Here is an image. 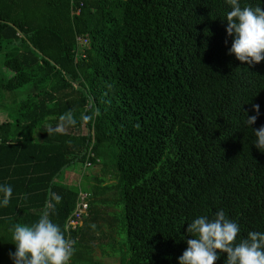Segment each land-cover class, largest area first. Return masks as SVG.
<instances>
[{"label": "trees", "instance_id": "16d2710c", "mask_svg": "<svg viewBox=\"0 0 264 264\" xmlns=\"http://www.w3.org/2000/svg\"><path fill=\"white\" fill-rule=\"evenodd\" d=\"M229 10L225 0H0L13 73L0 87L24 95L0 107V183L13 187L0 264H13L11 227L46 212L71 238L73 264H101L92 245L106 229L117 264H178L188 222L221 208L239 223L236 242L264 232V153L245 123L259 105L252 127L264 126V61L228 54ZM77 162L82 181L69 184ZM81 190L89 211L69 233Z\"/></svg>", "mask_w": 264, "mask_h": 264}, {"label": "clouds", "instance_id": "9594fccd", "mask_svg": "<svg viewBox=\"0 0 264 264\" xmlns=\"http://www.w3.org/2000/svg\"><path fill=\"white\" fill-rule=\"evenodd\" d=\"M225 2L230 7L224 17L227 37L231 38L228 54L249 65L264 61V0H259L256 6L243 7L241 0ZM253 109L256 114L247 115L245 123L253 130V144L264 153V126L252 127L260 115V106L253 105ZM64 119L69 124L75 123L70 114ZM12 195L13 187L0 183V208L9 205ZM10 230L11 243L15 245V251L9 253L13 264H70L75 251L73 242L66 239L47 212L35 223H15ZM240 231L239 223L222 208L212 217H196L188 222L187 233L191 238H185L187 248L177 258L178 264H214L222 253H227L224 264H264V232L251 231L236 242Z\"/></svg>", "mask_w": 264, "mask_h": 264}, {"label": "rangeland", "instance_id": "374dc122", "mask_svg": "<svg viewBox=\"0 0 264 264\" xmlns=\"http://www.w3.org/2000/svg\"><path fill=\"white\" fill-rule=\"evenodd\" d=\"M13 73L9 70V69H7L5 66H4V54L3 53H0V81H1V78L2 77H5V78H8V77H10L11 75H12ZM23 91H22V89H17L16 91H6V90H4V89H2L1 87H0V101H2V100H4L5 102H6V104H7V106L8 105H13L14 103L12 102V101H6V97H8V96H13L14 97V95H16V94H18L17 96H20L21 94H23L22 93ZM5 103H3V106L4 107H6L5 105H6ZM7 108V107H6ZM72 169L74 170V171H76L77 173H82V171H83V165L81 164V163H79V162H77L76 164H74L72 167H70L69 169H67V170H69V171H66L67 172V174L69 173H71L72 172ZM90 171H93V169H90ZM65 174V173H64ZM110 179V178H109ZM110 182H111V180H109ZM107 208V207H106ZM117 209L119 210V211H121L122 212V206H119V207H117ZM107 210L108 211H112V208H107ZM106 217H113V214L111 213L110 214V216H108V214H106L105 215ZM122 214L120 213L119 214V221H121V219H122ZM104 229V228H103ZM115 229H116V227H115ZM114 229V230H115ZM105 232L106 233H108V234H111V233H109V231H108V229H106L105 230ZM112 234H113V237L114 238H117L118 239V234H117V232H116V230L115 231H113L112 232ZM125 241H126V232H123V234H121L120 236H119V239H118V244L119 245H125ZM114 261H120V258H119V255H116L115 256V259H114Z\"/></svg>", "mask_w": 264, "mask_h": 264}, {"label": "built area", "instance_id": "2783aa9c", "mask_svg": "<svg viewBox=\"0 0 264 264\" xmlns=\"http://www.w3.org/2000/svg\"><path fill=\"white\" fill-rule=\"evenodd\" d=\"M82 5L83 4H81V6ZM81 6L75 9L74 12L76 14H79L81 12ZM77 43L79 45V48H81L88 44V39L83 36H77ZM79 53L82 57L86 56V54L83 51H80ZM87 165H91V163L88 162ZM89 198H90V194L88 192L82 190L80 191L77 206L73 211V213L67 219L66 228L69 233L70 231L77 229L83 224V217L85 214H87L90 207ZM67 239L71 241L69 235ZM70 264H73L72 260H70Z\"/></svg>", "mask_w": 264, "mask_h": 264}, {"label": "crops", "instance_id": "0c3cea01", "mask_svg": "<svg viewBox=\"0 0 264 264\" xmlns=\"http://www.w3.org/2000/svg\"><path fill=\"white\" fill-rule=\"evenodd\" d=\"M23 97H24V95H20L18 97V101L23 99ZM11 98H13V96H8L5 99H6V101L9 102V101H13ZM3 103L6 104V102L4 100L0 101V107L1 108L3 106ZM72 171H73V169H72ZM76 174H78V173H76ZM63 178H65V182H67L69 184H71V182L76 181L77 179H78L79 184L82 181V179L80 177H75V179L73 180L72 173L71 174L68 173V175L64 174ZM99 237H100V235H99ZM111 237H112V235H110V234H105V235L103 234V242L98 243L99 241L95 240L94 241L95 243L92 245L93 256L101 264H113V263L117 264V263H119V261L118 262L114 261L116 255H113V253H112V251H111V249L107 243V240L110 239Z\"/></svg>", "mask_w": 264, "mask_h": 264}, {"label": "water", "instance_id": "95a60500", "mask_svg": "<svg viewBox=\"0 0 264 264\" xmlns=\"http://www.w3.org/2000/svg\"><path fill=\"white\" fill-rule=\"evenodd\" d=\"M92 104H90V106H91Z\"/></svg>", "mask_w": 264, "mask_h": 264}]
</instances>
